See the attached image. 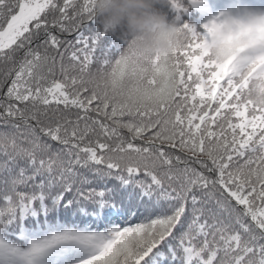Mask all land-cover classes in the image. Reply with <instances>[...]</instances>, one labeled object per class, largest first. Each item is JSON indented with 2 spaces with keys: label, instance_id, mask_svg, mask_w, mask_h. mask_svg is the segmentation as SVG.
Masks as SVG:
<instances>
[{
  "label": "snow or ice",
  "instance_id": "1",
  "mask_svg": "<svg viewBox=\"0 0 264 264\" xmlns=\"http://www.w3.org/2000/svg\"><path fill=\"white\" fill-rule=\"evenodd\" d=\"M169 3L161 56L95 0H0V264H264V5ZM117 191L150 214L97 225Z\"/></svg>",
  "mask_w": 264,
  "mask_h": 264
},
{
  "label": "clouds",
  "instance_id": "2",
  "mask_svg": "<svg viewBox=\"0 0 264 264\" xmlns=\"http://www.w3.org/2000/svg\"><path fill=\"white\" fill-rule=\"evenodd\" d=\"M169 0H95L102 26L123 34L145 54L164 55L181 41L180 28L160 10Z\"/></svg>",
  "mask_w": 264,
  "mask_h": 264
},
{
  "label": "trees",
  "instance_id": "3",
  "mask_svg": "<svg viewBox=\"0 0 264 264\" xmlns=\"http://www.w3.org/2000/svg\"><path fill=\"white\" fill-rule=\"evenodd\" d=\"M237 3L253 5V0H206V4L202 7L191 6L189 3V11L184 14L183 20L196 25H202L222 12L235 13V6ZM158 7L168 16L170 21L176 22L177 13L169 2ZM60 38L62 40L73 41L74 34H61ZM111 42V38H107L104 44L108 45ZM20 55H23V53H20ZM8 67H10V65L0 64V79L3 78V74L7 71ZM7 87L8 84H5L0 88V99L4 98ZM0 111H2V109H0ZM72 118H74V116ZM3 126L4 121L0 120V128ZM104 183L107 184L109 189L118 188V182L114 180L104 181ZM109 202L111 205H114V207L105 210L100 219L96 220L97 225L103 222L104 225L118 223L123 226L144 220L150 214L148 202L146 200L141 201L138 195L131 194L130 192L117 191L114 195L109 196ZM89 222H92V220H89Z\"/></svg>",
  "mask_w": 264,
  "mask_h": 264
},
{
  "label": "rangeland",
  "instance_id": "4",
  "mask_svg": "<svg viewBox=\"0 0 264 264\" xmlns=\"http://www.w3.org/2000/svg\"><path fill=\"white\" fill-rule=\"evenodd\" d=\"M257 4L264 5V0H255V5Z\"/></svg>",
  "mask_w": 264,
  "mask_h": 264
}]
</instances>
